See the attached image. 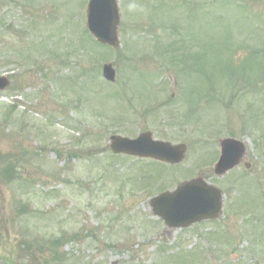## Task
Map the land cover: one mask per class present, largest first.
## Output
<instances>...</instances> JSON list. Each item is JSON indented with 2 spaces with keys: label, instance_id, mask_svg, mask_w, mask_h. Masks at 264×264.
<instances>
[{
  "label": "rangeland",
  "instance_id": "1",
  "mask_svg": "<svg viewBox=\"0 0 264 264\" xmlns=\"http://www.w3.org/2000/svg\"><path fill=\"white\" fill-rule=\"evenodd\" d=\"M87 3L0 0V264H264V0H118L113 48ZM142 132L184 160L110 152ZM225 137L247 167L215 177ZM197 176L221 212L167 227L151 199Z\"/></svg>",
  "mask_w": 264,
  "mask_h": 264
},
{
  "label": "water",
  "instance_id": "2",
  "mask_svg": "<svg viewBox=\"0 0 264 264\" xmlns=\"http://www.w3.org/2000/svg\"><path fill=\"white\" fill-rule=\"evenodd\" d=\"M118 23L116 0H89L87 27L99 42L116 46ZM103 76L109 81L114 80L111 66H104ZM221 146L223 157L216 169L217 174L237 165L244 154L243 146L236 141L228 139L222 141ZM110 147L115 153L149 156L169 163L180 162L186 150L184 145L154 142L149 133L142 134L135 141L113 136ZM151 204L154 214L167 226L186 227L196 221L215 218L220 211V194L197 179L181 185L171 194L153 199Z\"/></svg>",
  "mask_w": 264,
  "mask_h": 264
}]
</instances>
